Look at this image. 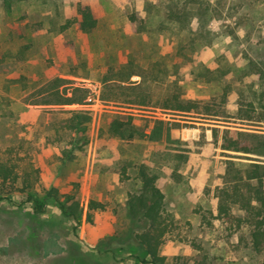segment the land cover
Masks as SVG:
<instances>
[{
  "label": "rangeland",
  "instance_id": "1",
  "mask_svg": "<svg viewBox=\"0 0 264 264\" xmlns=\"http://www.w3.org/2000/svg\"><path fill=\"white\" fill-rule=\"evenodd\" d=\"M79 7L97 22L90 33L62 29ZM128 60L167 68L199 113L96 97L90 122L75 132L61 122L76 105L29 104L57 77L99 92L106 71ZM118 113L134 116L140 130L173 124L172 139L191 149L187 160L173 159L163 143L112 137L107 126ZM206 128L264 136V0H0V160L20 174L39 170L30 193L0 185V264H139L141 250L108 251L106 242L139 232L126 209L139 166L156 174L174 221L159 249L163 264H264V234L257 242L253 226L217 218V199L204 193L225 170ZM50 188L59 201L46 197ZM66 197L83 205L78 221L60 211ZM91 201L102 207L89 209Z\"/></svg>",
  "mask_w": 264,
  "mask_h": 264
},
{
  "label": "trees",
  "instance_id": "2",
  "mask_svg": "<svg viewBox=\"0 0 264 264\" xmlns=\"http://www.w3.org/2000/svg\"><path fill=\"white\" fill-rule=\"evenodd\" d=\"M96 24L90 9L79 7L77 17L67 20L62 29L75 26L83 33H90ZM133 75H139L141 80L130 81ZM95 87L83 81L57 77L40 88L39 100L29 104L59 109L76 105L73 110H68L72 115L61 122L65 129L75 132H83L87 127L91 120L90 105L96 97L105 102L152 106L175 112L199 113L200 110L198 103L185 99L182 86L171 80L168 69L159 67L158 63L137 68L132 60H128L120 67H110L106 71L99 92ZM203 114L214 115L210 110H205ZM173 128L174 125L168 121L155 120L152 125L147 124L140 130L134 116L118 113L110 117L107 131L112 137L127 143L136 139L163 143L173 159L185 162L191 149L186 142L172 139ZM205 132L214 140L225 170L221 184L206 187L204 193L211 199H217V218L253 226L252 236L258 242L264 234V136L219 128H206ZM251 139L253 143L249 141ZM121 175L127 177L124 170ZM172 176L176 181L181 179L178 172H173ZM136 178L139 188L128 194L126 209L132 221L139 224V232L108 238V251L137 248L143 253L137 256L139 264H163L165 258L160 255L159 249L174 229V221L165 209L164 194L157 185L156 174L145 166H139ZM38 181V169L28 167L20 174L10 161L0 160V185L10 188L7 193H30ZM46 197L59 201L55 188L48 189ZM29 198L33 199V196L29 195ZM35 204L42 205L38 200L34 201ZM99 207L102 206L93 201L89 204V209ZM233 207L244 212V216L235 217L231 212ZM59 209L75 221L84 212L83 205L72 197L59 202Z\"/></svg>",
  "mask_w": 264,
  "mask_h": 264
}]
</instances>
